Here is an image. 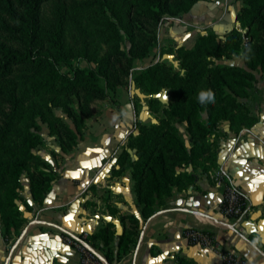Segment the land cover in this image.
Masks as SVG:
<instances>
[{
    "label": "trees",
    "instance_id": "1",
    "mask_svg": "<svg viewBox=\"0 0 264 264\" xmlns=\"http://www.w3.org/2000/svg\"><path fill=\"white\" fill-rule=\"evenodd\" d=\"M49 1L51 0H0V96L9 107L8 111L4 112L5 124L0 127V151L12 125L21 115V100L14 79L17 71L23 73L20 77L30 83L33 93L40 91L58 93L57 85L68 95L79 96L81 93L84 95L79 110L73 108L69 102L65 103L67 115L72 119L76 129L65 124L61 119H54L49 125L59 141L61 150L66 151L81 136L79 122L82 116L91 115L88 108L89 101L104 98L106 89H114L124 84L127 77L132 74L133 63L145 58L150 48L157 42L158 27L164 17L188 12L198 0H127L123 4L118 0H84V4L75 5L93 9L95 13L87 17L110 31L111 35L108 39L113 41V44L107 46L95 59V66L90 65L84 68L74 66L72 62L74 54L65 49L63 32L68 0H55L48 18H45L43 5ZM240 1L241 7L236 14V20L240 22L242 28L247 29L244 33L233 28L224 34L226 38L220 42L221 36L208 31L207 34L198 36L191 48L177 49L186 53L184 56H179L187 73L186 78L197 75L196 58L208 47H214L228 56L241 52L250 68L263 66L264 0ZM252 30H256L260 35L259 41L254 44H251V38L248 37ZM244 36L248 37L247 40L243 39ZM121 42L126 44L124 48L120 47ZM249 51L254 55L249 57ZM84 57L92 61L85 49ZM190 57L193 66L188 60L184 62ZM60 66L67 67L70 74L61 71ZM165 67L163 62L157 61L141 69L135 79L139 83H144V86H148ZM209 69L206 87L216 95L225 96L223 100L231 97L232 93L240 95L245 89L243 83L246 75L251 76V72L236 65L217 64ZM228 89H233L234 92L231 90L228 92ZM188 94H191V91ZM183 106V110L180 109ZM213 106L211 103L201 104L196 99L184 105L171 104L165 112L171 118L183 113L181 120L187 121V129L190 132L191 129H196L200 139L211 133L220 136L217 127L223 120L229 121L231 130L236 133L242 127H251L257 121V117L246 110L244 114L240 112L234 114L232 111H228V114L226 112L218 114ZM242 110L243 108L238 111ZM204 111L208 113L206 120L201 119V113ZM135 140L139 144L138 158H130L126 166L117 162L118 167L114 168V172L120 173L125 168L131 169L138 203L141 205L143 215L148 217L153 213L157 200L162 195L168 194L172 186L178 185L180 181L191 180L190 172L185 170L177 172L171 163L191 165L196 155L193 148L186 147L169 121L163 120L143 128ZM215 156L216 151L210 160L211 163L215 161ZM12 168L10 176L17 183L18 176L24 169V163L16 162L12 164ZM207 168L208 166H204V169ZM55 176L56 174L51 170L36 169L30 174V192L36 203L43 202ZM16 186L12 184L6 186L0 196V220L6 239L12 232L15 234L25 220L15 203ZM123 218H128L129 226L124 227L118 245L125 248L138 234L140 222L132 215H126ZM113 237V232L107 226L87 239L91 246L95 245L97 239H101L103 246L107 249L106 259L109 264L119 258V254L114 258L110 246ZM179 264L190 263L181 259Z\"/></svg>",
    "mask_w": 264,
    "mask_h": 264
},
{
    "label": "crops",
    "instance_id": "2",
    "mask_svg": "<svg viewBox=\"0 0 264 264\" xmlns=\"http://www.w3.org/2000/svg\"><path fill=\"white\" fill-rule=\"evenodd\" d=\"M240 7V0H198L181 16L166 15L159 26L158 44L149 56L136 61V67L173 56L155 54L159 53V44L166 48L190 47L208 31L222 36L239 27L236 14ZM120 111V117L109 125L105 117L95 121L78 149L64 154L65 162L43 202L35 204L38 208L33 213H24L23 228L33 224L9 264H78L77 250L62 241L61 233L87 232L90 237L107 226L114 234L110 244L114 258L119 254L112 264H179L181 259L190 264H222L215 251L187 242L182 230L192 226L213 230L222 249L250 264H264V104L256 112L257 121L238 133L227 122L220 124L219 131L224 135L217 140L215 161L207 169L193 168L191 180L172 186L157 200L148 217L138 203L131 169L114 172L118 166L111 154L134 114L131 105L125 103ZM216 167L223 169L246 198L249 209L245 217L233 219L221 213L222 188L211 178ZM29 203L34 204L32 200ZM126 215L136 217L140 226L124 248L118 242L124 227L129 226L128 218H123ZM7 236L0 220V264L6 263L13 244V232ZM92 247L109 264L101 239Z\"/></svg>",
    "mask_w": 264,
    "mask_h": 264
},
{
    "label": "rangeland",
    "instance_id": "3",
    "mask_svg": "<svg viewBox=\"0 0 264 264\" xmlns=\"http://www.w3.org/2000/svg\"><path fill=\"white\" fill-rule=\"evenodd\" d=\"M126 1L127 0H118V2L122 4ZM67 2L66 22L63 32L65 49L74 54V58L72 59L74 66H79L81 68L90 65L95 66V59L104 52L107 46L113 44V41H111V39L109 41L108 39L110 38L111 32L87 17L95 13L93 9L84 8V6H75L77 4H84V0H71V2L68 0ZM54 5L55 0H51L43 5L45 18H48L49 11ZM182 14L184 13L169 16L178 17ZM237 29L242 33L247 30L246 28H242L241 25L237 27ZM224 34L220 37V42L225 40L226 36H224ZM248 37L251 38V44H254L259 41L260 35L256 30H252ZM248 37L244 36L243 39L247 40ZM157 44L158 40L150 48L147 56H149L151 49ZM125 45L124 42L120 43L121 48H124ZM192 46L166 48L163 46L161 47L159 44V53L155 54L160 55V57L163 54H172L173 56L164 59L156 58L154 62L146 64L145 67H148L157 61H161L166 66L148 86H144V83H139L135 79V76H138V72L145 68L143 65L136 67V60L133 63L132 74L127 77L124 84L118 85L114 89H106L107 93L104 98H97L89 101L88 108L91 111V115L88 117L82 116V120L79 122L81 136L77 139L76 143L66 151L61 150L59 141L49 125L54 119H61L65 124L76 129L72 119L67 115L65 103L69 102L73 108L79 110L78 108L84 99V95L82 93L79 96L68 95L57 85L56 90H58V93H46L43 91L33 93L30 88V83L20 77L23 73L17 71L14 79L17 83V92L21 100V115L12 125L10 133L3 141V147L0 151V196H2L6 186L10 184L14 186L17 185L15 203L18 209L23 216L26 211L33 213L34 209L38 207L30 192V174L38 169L51 170L57 175V170L61 169L65 162L64 154L72 153L78 149V144L88 133H91L92 126L98 119H102L103 117L108 118L109 125L113 119L120 117L122 114L120 111L122 103L131 105L132 109H134V114L126 134L116 144L111 154V158L115 157V165L119 162L126 166L130 158L137 159V148L139 144L137 140H135L136 137L140 135L143 128H148L150 125L157 124L164 120L167 122L169 121L171 125L174 126L177 134L183 139L186 147L188 149L193 148L196 155L193 162L190 163L191 165L170 162L173 168L177 172L183 170L191 172L193 168L210 166V160L218 146L217 140L224 135L223 132L219 131L220 127H217L220 136L211 133L200 139L198 138V131L196 129H191L190 132L187 129V121L181 120V118L183 119V113L171 118L168 117L165 109L170 107L171 104L179 103L184 105V103L188 104L191 100H196L197 94L201 90H209L208 87H206L209 79L208 74L210 73L209 68H214L217 64H227L240 66L251 72V76L246 75V79L243 83L245 89H243L240 95L232 93L233 95H231V97L227 100H223L225 96L222 97V95H216L213 92L214 102H212L211 105H214L213 108H216L218 114L222 112L228 114V111H232L234 114L236 112L244 114L248 111L249 114L257 117L256 112L260 109V104H264V64L263 66L250 68L243 58L244 54L241 52L240 54L228 56L224 52L216 50L214 47H210L211 49L208 47L199 53L200 55L198 54L199 56L196 58L195 71L197 75L186 78L185 76L187 73L182 64V59L179 57L184 56L186 53L177 49L179 47L191 48ZM84 49L87 56L92 58L91 62L84 57ZM190 55L194 56L192 53H190ZM253 55V52L249 51L248 56L250 57ZM187 60L192 62L190 64L193 66L191 57L185 59L184 62H188ZM60 70L68 73L67 67L60 66ZM226 77L229 76L226 75ZM230 90L231 89H228L227 91L234 92L233 89ZM190 91L191 94H188ZM183 108L184 106L180 107L182 110ZM242 108V111H238ZM8 109V103L0 96V127H3L5 124L6 117L4 112H7ZM139 111L140 117L139 114H137ZM207 118L208 113L206 111L202 112L201 119L206 120ZM224 122H227L230 126L229 121L224 120L221 121L219 125ZM118 157L119 161H117ZM168 158L170 159V157ZM19 161L24 163V169L18 176L17 184L10 174L13 169L12 164ZM29 200H32L34 204L29 203ZM23 227L22 223L15 234H13L14 239L12 243Z\"/></svg>",
    "mask_w": 264,
    "mask_h": 264
},
{
    "label": "built area",
    "instance_id": "4",
    "mask_svg": "<svg viewBox=\"0 0 264 264\" xmlns=\"http://www.w3.org/2000/svg\"><path fill=\"white\" fill-rule=\"evenodd\" d=\"M214 184L222 188L220 211L223 216L233 219H241L246 216L249 204L241 190L230 180L221 167H216L211 173ZM62 241L75 248L78 252V264H106L96 253L95 249L87 242L89 234L83 232L80 235L61 233ZM182 235L190 244H198L215 251L221 258L222 264H250L245 259L233 252L221 248L213 230L199 227H186Z\"/></svg>",
    "mask_w": 264,
    "mask_h": 264
},
{
    "label": "water",
    "instance_id": "5",
    "mask_svg": "<svg viewBox=\"0 0 264 264\" xmlns=\"http://www.w3.org/2000/svg\"><path fill=\"white\" fill-rule=\"evenodd\" d=\"M33 224V223H31ZM28 224L25 228H23V230H21L20 234L18 235V237L16 238V240L13 242L9 252H8V256H7V260L5 264H9L10 258L13 255L14 251L16 250V248L18 247L20 241L22 240V238L24 237V235L26 234L28 227L31 225Z\"/></svg>",
    "mask_w": 264,
    "mask_h": 264
},
{
    "label": "clouds",
    "instance_id": "6",
    "mask_svg": "<svg viewBox=\"0 0 264 264\" xmlns=\"http://www.w3.org/2000/svg\"><path fill=\"white\" fill-rule=\"evenodd\" d=\"M197 100L201 104L212 103V102H214V93L210 89L209 90H201L197 94Z\"/></svg>",
    "mask_w": 264,
    "mask_h": 264
},
{
    "label": "snow or ice",
    "instance_id": "7",
    "mask_svg": "<svg viewBox=\"0 0 264 264\" xmlns=\"http://www.w3.org/2000/svg\"><path fill=\"white\" fill-rule=\"evenodd\" d=\"M96 151H99V150H96Z\"/></svg>",
    "mask_w": 264,
    "mask_h": 264
}]
</instances>
